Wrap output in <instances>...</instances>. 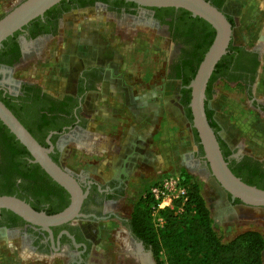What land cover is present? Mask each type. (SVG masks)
<instances>
[{"label":"flooded vegetation","instance_id":"flooded-vegetation-1","mask_svg":"<svg viewBox=\"0 0 264 264\" xmlns=\"http://www.w3.org/2000/svg\"><path fill=\"white\" fill-rule=\"evenodd\" d=\"M65 1L55 6L53 5L52 8L50 7L48 15H42L39 22L26 24L25 28L18 30L15 35L19 44V59L15 63L10 64L6 61L9 59L10 54L0 52V93L1 96H9L10 99L5 97L9 103H17L21 101L22 97L26 96V107L30 105L38 112L36 119L39 126L37 141L44 147L50 148V157L60 166L64 167L63 160L66 159L67 146H76L80 143L83 152L87 155H101L100 151H107L109 159L106 163L111 171L106 175L107 178L101 179L95 173H89L88 170H91L89 168L76 172H71L67 168L76 178L82 190L87 192L82 201L80 211L86 214H94L97 218L90 215L87 218L74 219L59 225L50 226V232H48L39 226L25 222L23 219L18 220L14 216L16 214L9 210L1 209L0 229L5 234L15 233L14 240L17 246L18 242H20L26 245L27 250L32 254L41 258L52 257L53 264H90L93 258L91 242L77 221L80 219L101 220L117 217L111 207L122 196L124 185L128 179L126 171L127 157H130L131 153L123 154L122 149L117 146L119 143L115 144L110 136L109 142L105 147H102V141L104 140L101 137L94 139L91 141L92 143L84 144L87 136L84 135L83 130L90 122L91 115L86 111V97L93 91L98 92L107 83L119 87L121 85L117 68L124 57L122 58L114 49H108L104 54L99 55L97 47L101 42H106L107 40L113 45L115 37L120 40H126L137 31L155 34L164 41H168L171 45L166 68L167 81L172 80L180 83V79L186 73L183 56L185 50L190 49L193 44L185 43V41L180 39L183 30L177 22L179 16L176 10L169 14L166 11L155 8L141 7L136 4L135 6L128 5L126 2L118 0ZM262 4L264 7V0H262ZM92 10H98L103 14L106 18L107 27L111 28L112 31L105 35V41H102L104 39L98 33L93 35L86 33L82 37L73 36L71 38L70 45L72 48L67 55L68 67L65 77H62V74L58 75L59 69L56 71L57 79L55 80L63 83L61 88L57 87V92L47 90L38 81L16 76V68L25 57H32L43 44L49 40L59 38L63 28L67 27L65 25V22H67L65 20L66 17H76L86 11L92 12ZM226 15L232 17V15ZM94 27L96 28L97 26ZM31 32L36 34L32 36ZM177 35L179 37L174 38ZM78 46L80 48H76ZM243 47L244 51L235 52L230 58H227L224 68H228L227 70L230 71L231 76L237 78L235 82H232L233 84L240 82L244 85L246 97L250 99V97L252 98L251 89L260 73L262 57L257 46L244 44ZM176 77H180V79ZM122 85L128 86L125 83ZM253 100L258 103L259 109L263 111L264 96L259 101ZM179 101L180 98L178 96V104L180 106ZM180 107L184 112L183 107ZM140 141L141 138L130 140L133 143L131 150H139L141 148ZM228 145L231 149L228 156L229 159H238L243 155L254 157L247 152H240L239 147ZM10 149L5 145L3 135L0 134V176L8 168L16 170L18 166L22 165L21 160L25 157L19 153V146L14 147L13 150ZM196 151L191 154V163L197 165L205 177L212 178L213 176L203 154L196 155ZM256 159L264 161L260 158ZM28 160L30 159L28 158ZM118 161H120L119 165L117 164ZM88 165H92V163L87 162L85 166L87 167ZM26 168L29 169L30 167L27 166ZM98 174L105 175L103 171L98 172ZM20 180L21 178L19 177L13 178L12 185L17 186ZM46 186L43 189L40 188L33 195H29L28 199H22L27 201L33 208L37 207L38 210L45 213L47 211H60L69 203L68 193L60 185L56 189L51 185ZM227 195L232 204L241 203L239 199L238 202L236 201L237 198L231 199L229 193ZM60 206L62 207L58 209ZM126 221L127 219L124 224L128 228ZM130 233L142 250L149 251L154 260L151 250L146 248L142 241L132 234L131 230Z\"/></svg>","mask_w":264,"mask_h":264},{"label":"rangeland","instance_id":"rangeland-1","mask_svg":"<svg viewBox=\"0 0 264 264\" xmlns=\"http://www.w3.org/2000/svg\"><path fill=\"white\" fill-rule=\"evenodd\" d=\"M19 1L21 0H0V17ZM92 13L93 18L80 19L77 15L73 17V22L70 16L66 17L65 20L69 25L63 28L59 38L49 40L43 44L32 57H25L16 68V76L38 81L47 90L57 92V87L49 88L46 80L49 78L57 79V69H59L58 75L62 74V77H65L68 67L67 55L72 48L70 45L71 38L73 36L82 37L86 33L90 35L98 33L104 39L102 41H105V35L112 31L111 28L107 27L106 18L102 13L98 10H92ZM232 17L235 23L233 27L237 28L232 41L236 43L239 36V21L237 17L233 15ZM258 19L261 21V24H259L261 29H264V16L262 15L256 16L250 22L248 25L250 29L256 28L255 21ZM244 28H247V26H244ZM76 48H80V46ZM108 49H114L122 58L124 57L117 68L121 85L116 87V89L120 88L123 93L119 95V89H117L116 94L118 96L115 99L108 100L110 102L108 108L110 109L104 108V118L111 125L109 132L111 140L113 139L115 144L119 143L117 146L122 149L123 154L131 153L130 157H127L126 171L128 179L124 185L122 196L111 207L117 217L101 220L80 219L77 221L91 242L93 258L90 264H156L150 252L142 250L141 246L135 242L136 240L132 237L124 222L131 211L139 206V199L147 193L148 188L166 175H177L186 172L191 175V180L195 181L200 187V191L211 211L213 225L222 240H229L237 233L250 229L260 232L264 237V207L248 206L241 203L232 204L227 193L218 186L214 179L205 177L200 168L191 163L190 157L196 150V145L193 141L190 123L181 107H179L178 113L173 112V115H170L169 112L168 118L165 117L164 119L163 114L159 116L160 114L154 109L158 105L160 106L162 101L146 96L145 92L149 90H164L163 97H165V100L163 102L167 104L169 110L171 104L178 103L177 92L180 90V83L172 80L168 82L166 79L167 61L171 50L170 43L155 34L137 31L126 40L115 37L113 45L108 40L101 42L97 47V52L102 55ZM262 71L264 72V63L261 65L260 73ZM124 83L133 88L129 89L127 86H123ZM243 90L238 84L218 80L215 84V93L208 100L207 106L209 108L215 107L221 113L226 112L220 105L221 96L227 95L234 97L244 107L243 104H246L247 97L245 90ZM129 92H135L134 94L138 95L139 93L145 94L143 95L144 98L141 97L142 100H139L138 103L139 109L144 108L141 116H137L138 120H136L133 113L128 111L127 105L131 96ZM91 94L97 95V92L93 91ZM99 97L96 96V101L102 103L104 98ZM129 104H133V101L131 100ZM213 111L215 112V110ZM213 116H215V113ZM161 117L163 118L164 128L167 126L168 128L165 129H168L170 133V137H163L166 143H160L158 139V141L154 140L151 136L152 131H148L149 127L152 128L153 119H156V127H158ZM136 125L139 128H135ZM136 130H140V132H136ZM222 132L223 130L220 128L219 135H222ZM135 138H141V148L136 151L132 149V151L133 143L130 140L133 141ZM230 146L239 147L240 152H247L256 158H264V156L252 154L243 141L240 144ZM67 147L66 159L63 160L65 168H68L71 172H76L88 169L85 165L87 162H91L92 167H95V172L88 170L89 173H95L101 179L107 178L106 175L111 171L106 163L109 159L107 151H100L101 155H87L83 152L80 143L76 146L68 145ZM165 150H168L169 153H178L177 161L156 160L160 156L167 155ZM120 161L117 162L118 165ZM100 169L105 175L98 174ZM14 235L15 233L5 234L0 229V264H53L52 257L41 258L32 254L27 250L26 245L20 242L17 246ZM160 259L165 261L163 253L160 254Z\"/></svg>","mask_w":264,"mask_h":264},{"label":"trees","instance_id":"trees-1","mask_svg":"<svg viewBox=\"0 0 264 264\" xmlns=\"http://www.w3.org/2000/svg\"><path fill=\"white\" fill-rule=\"evenodd\" d=\"M120 2H126L118 0ZM213 5L222 8L225 0H208ZM66 2L65 0L60 1ZM57 3V4H59ZM128 5L135 6L133 2H126ZM55 4V5H57ZM54 5V6H55ZM52 8V7H51ZM47 9L43 16H47L50 9ZM157 10L166 11L171 14L174 10L178 12V24L183 30L180 39L185 43H192L190 49L185 50L183 60L185 62L186 73L180 79V106L183 107L184 115L191 125L192 115L188 106L190 100V89L185 85L193 78L196 69L203 58L205 51L210 45L214 37L213 27L204 19L195 16L193 17L189 11L174 7L155 8ZM232 27L234 20L231 16H227ZM40 17L28 22L35 24L40 21ZM27 25L23 26L25 28ZM16 31L13 35L2 41L0 52L10 54L8 63L13 64L19 59V44L16 40ZM36 33H32L34 36ZM179 37L174 36V38ZM244 51V47L234 44L232 40L229 43L226 54L216 63L212 71L206 87L205 112L209 124L214 129L224 159L228 162L231 171L244 182L255 185L264 189V161H260L252 156L243 155L236 159H229L230 147L227 142L219 135L220 126L213 118V110L207 106L215 93V84L217 80H223L227 83H232L237 80L231 76L230 71L224 68L225 61L230 58L235 52ZM225 69V70H224ZM240 87L242 85L237 82ZM8 95L1 96L0 100L13 112L19 121L27 128V130L37 139L38 128L36 112L30 105L26 107L25 98L17 103H9ZM193 141L196 145V155L203 154L199 138L196 130L191 127ZM0 134L3 135L5 145L10 150L19 146V153L25 156L21 160L22 165L16 170L9 169L0 176V195H15L19 198L28 199L29 195L37 192L40 188L43 189L46 185L53 187L59 186L53 181L45 171L37 164L31 162V155L27 149L15 139L14 135L9 132L7 127L0 121ZM30 161V162H29ZM30 168L27 169L26 167ZM180 177L186 183L188 188V197L183 205V211L164 209L161 211L163 216V225L159 229H154L151 224L148 197L143 195L139 199V206L134 208L127 218L126 224L132 234L142 241L146 248L150 249L156 264H264V237L256 230H245L237 233L229 240H222L217 230L213 225L211 211L200 191L199 185L191 180L189 173H180ZM21 178L20 183L12 185L13 178ZM213 178V177H212ZM214 179V178H213ZM216 182V180L214 179ZM217 183V182H216ZM218 184V183H217ZM219 186V184H218ZM47 187V186H46ZM52 187V188H53ZM58 188V187H57ZM238 202L239 200L236 199ZM36 207V206H35ZM60 206L58 209H60ZM38 210V208H34ZM55 212V211H54ZM47 211V214L54 213ZM14 215V214H13ZM18 220H22L18 215H14ZM165 255V261L160 259V254Z\"/></svg>","mask_w":264,"mask_h":264},{"label":"water","instance_id":"water-1","mask_svg":"<svg viewBox=\"0 0 264 264\" xmlns=\"http://www.w3.org/2000/svg\"><path fill=\"white\" fill-rule=\"evenodd\" d=\"M62 0H21L0 17V45L2 41L21 30L23 26ZM133 2L141 7L182 8L195 17L207 21L214 29V37L205 51L193 78L186 88L190 89L188 106L191 111L193 127L198 135L210 173L220 187L229 193L231 199L237 198L244 205L264 207V189L244 182L236 176L224 159L217 135L209 124L205 112L206 87L212 71L220 58L226 54L232 40L233 27L226 13L208 0H123ZM0 121L15 139L31 155L30 161L37 163L45 173L69 195V203L60 211L47 214L34 209L27 201L15 195H0V210L6 209L18 215L25 222L41 227L50 232V226L59 225L90 215L80 211L87 192L83 191L73 174L56 163L49 155L50 148L41 145L37 139L19 121L13 112L0 100ZM49 142V141H48ZM264 160V158H260ZM72 238V236H71Z\"/></svg>","mask_w":264,"mask_h":264},{"label":"crops","instance_id":"crops-1","mask_svg":"<svg viewBox=\"0 0 264 264\" xmlns=\"http://www.w3.org/2000/svg\"><path fill=\"white\" fill-rule=\"evenodd\" d=\"M223 11L226 14L233 15L234 17L238 18V31L239 36L238 40L234 44H240L242 46L245 45H255L259 48L261 52L262 57V64L264 63V29H261L260 25L261 21L258 19L256 20V28H249L250 22L258 16L262 15L264 16V7L262 4V0H225L223 6ZM93 18V13L90 11H86L83 13V15H79L80 19H88ZM78 18V19H79ZM73 22V17L71 18ZM247 24V25H246ZM65 25L68 26V22H65ZM259 25V26H257ZM244 26H247V28H244ZM72 27V26H71ZM237 28L233 27L232 30V38L234 37L235 30ZM245 31V32H244ZM233 42V41H232ZM50 81V82H49ZM48 82L49 88H61L62 82H57L53 79L46 80ZM169 82V81H168ZM167 82V83H168ZM116 85H112L107 83L106 85L102 86L100 90L97 92V95L100 96L99 98H104L103 102L100 103L98 100L96 101V94H89L86 97L85 100V107L86 111L89 112L90 115V122L88 123L87 127L83 130V133L85 136H87V139L85 140L84 144L92 143L94 139L101 137L104 141H102V147H105L107 143L109 142V132L111 130V125L109 121L105 120V112L104 108L110 109V102L108 100L115 99L116 91L119 89V95L120 93H123L120 88L116 89ZM127 88H133L132 86H127ZM241 88L244 89L243 86ZM244 91V90H243ZM130 93V97L128 102L133 101V104L127 105L128 111L133 113L137 119V116H141L143 109H139L138 103L139 100L141 101L143 95L145 94H134L135 92ZM146 96H150V98L153 97V99H157L162 101L161 105L155 107L154 109L157 110L159 116L163 114V118H168V114L170 112V115H173V112L178 113L179 111V104L176 103L171 104V109L169 110V107H167V104L163 102L165 100L164 94L165 91L161 90H155V91H147L145 92ZM252 98L246 99V104L240 105V103L231 96L222 95L221 96V108L226 112H219V109H216L215 107H211L212 110H215V120L217 121L220 128H222L223 132L221 137L225 139L228 144L230 145H237L240 144L241 141L244 142V145L247 147V149L254 155L257 156H264V110H260L258 107V103L254 102L253 99L259 101L264 96V72L262 71L259 73L258 78L256 79L252 89H251ZM179 96V92H177V97ZM120 97V96H119ZM144 98V97H143ZM106 100V101H105ZM142 104V103H141ZM123 105V104H122ZM164 105V106H163ZM155 114V113H154ZM167 115V116H166ZM141 118V117H140ZM163 118L159 119L161 122L159 123L158 127H156V119H153L152 122V128L149 127L148 131H152V138L156 141L159 140L160 143H166L165 140H163V137H170V133L168 132L167 126L164 128L163 126ZM155 122V126H154ZM140 124V123H139ZM138 124V125H139ZM136 125L135 128H139ZM155 127V128H154ZM114 128V127H113ZM154 128V130H153ZM136 132H140V130H136ZM150 134V133H149ZM158 139V140H157ZM83 144V145H84ZM166 151V150H165ZM166 156H160L156 157V160H162L168 162V160H171L170 162H176L178 159V153L170 152L167 150ZM165 157V158H164ZM155 160V159H154ZM74 162V160H73ZM87 168H91V170H95V167H92V165H88ZM102 172L100 169L98 172Z\"/></svg>","mask_w":264,"mask_h":264},{"label":"built area","instance_id":"built-area-1","mask_svg":"<svg viewBox=\"0 0 264 264\" xmlns=\"http://www.w3.org/2000/svg\"><path fill=\"white\" fill-rule=\"evenodd\" d=\"M148 209L151 224L154 229L163 225L161 211L173 209L183 211V205L188 197L186 183L177 175H166L155 181L147 190Z\"/></svg>","mask_w":264,"mask_h":264}]
</instances>
